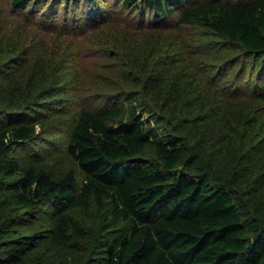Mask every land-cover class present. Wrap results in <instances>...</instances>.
<instances>
[{
	"label": "trees",
	"instance_id": "16d2710c",
	"mask_svg": "<svg viewBox=\"0 0 264 264\" xmlns=\"http://www.w3.org/2000/svg\"><path fill=\"white\" fill-rule=\"evenodd\" d=\"M108 1L0 6V264H264V0H116L160 31L140 24L146 43L111 48ZM61 7L67 24L42 29L94 37L114 59L96 92L75 54L33 28ZM185 27L240 47L239 80L214 68L202 84L181 31L155 41ZM66 116L74 163L54 173L32 143Z\"/></svg>",
	"mask_w": 264,
	"mask_h": 264
},
{
	"label": "rangeland",
	"instance_id": "374dc122",
	"mask_svg": "<svg viewBox=\"0 0 264 264\" xmlns=\"http://www.w3.org/2000/svg\"><path fill=\"white\" fill-rule=\"evenodd\" d=\"M108 2L110 3V7H108L106 11L103 12V14H109L108 20L112 21L111 26H114L115 28H113V30L107 28L104 34L101 35L106 46L108 48H111L110 46H112V43L116 40V36L118 41H122V38L128 37L129 41L132 42L133 45H139L141 44V42L146 43L147 36L144 34V32L148 29L157 28L151 27V23H149L151 19L144 21L143 18H141L136 13V11H130L126 13L121 12L124 10V7L121 6V3L117 7H114L117 2L116 0H109ZM0 6H6L8 8V12L11 13L9 0H0ZM85 8L86 6H81L82 10ZM14 15H16V13ZM29 15L31 16V18H34L31 13H29ZM37 16L39 17V15ZM62 16H64L63 7H61L59 16L52 25H49V23L45 24L44 20H42L44 23H42L41 21L40 23L36 22V20L33 19L32 23H37V25H39V28H36V26L34 25L33 28L39 33H46L41 35L48 36L47 38L50 41V46L59 50V52L57 53L64 52V50H69L70 53L75 54L81 66V75L77 77L80 78L79 82H82L84 87H91V90L93 92H96V89L99 88V86H97L98 83L100 82L101 84H103L104 81V79H102L101 77L98 78L100 63L108 64L114 59L108 60L107 54H104L102 57H100L99 53L94 52V43L91 46V41L94 39V37L93 39L92 37H89L87 40L81 38L78 40V38H75V34L73 33L72 36L67 37L62 36L59 33L47 32L48 30L42 29L41 25L48 29L54 30L55 32H59L57 28L61 30V26L67 24L66 21H61L60 18H63ZM68 22L71 27L76 24L74 23L73 18H70V21L68 20ZM165 22V20H162V23ZM140 24H142L143 26H147L148 29L142 27ZM158 26L162 27L160 25ZM157 29V31L159 32V28ZM162 31L163 33L159 34L155 38V41L166 40V38L175 37L178 32L181 31L182 34L187 38L188 42L192 44L193 52L187 54L186 60L190 63L191 67L189 69L191 70H194L193 67H196L197 64L200 66V72L195 73H197L198 76H203L201 80L202 84L206 83L205 81L209 77H211V75H213L214 68H219L223 72H225L228 76V80H232V85L237 80H239L240 75H237V73L239 72V68L241 67V64L245 58V54L241 51L240 47L236 46L235 44H228L224 42L221 37H219L212 31H202L198 30V28L185 27V29L182 28L181 30H178L177 28H169L166 30L162 29ZM194 32H196L198 36L195 37ZM99 34V32L96 34V38L99 36ZM192 38H199V40H202V47L198 48ZM79 49H81L82 53H80ZM63 57L65 58L66 54H64ZM232 57H234V59L231 60L230 67L227 68L226 64ZM116 64H118V62H116ZM116 64L111 69V72H113L114 70L119 71L121 69V67H117ZM202 65H205V68ZM208 70H211V73L208 72ZM74 71H72L70 75V78L73 82L74 79H76V73ZM247 74L251 76V73ZM253 80L255 81L257 80V78L254 76ZM197 83L198 81H195L193 84ZM201 83H199V86ZM245 85H247L246 82ZM98 94L99 93H96V96ZM93 96H95V93L93 94ZM84 101L88 100L85 99ZM150 106L152 107L153 104H151ZM152 112L154 113V110H152ZM148 114L146 115V118L150 116ZM69 121L70 118L66 116L65 121L63 120L61 124H57L56 127L48 128L47 131H41L40 129L39 132L41 133V135L36 139V141L32 143V148H34L36 151H41L44 154L43 156L46 157L45 161L50 165V169L54 173H59L62 170L66 169L68 166L73 165L74 163L72 156L68 154L66 150L69 131L72 127V124L69 125ZM78 171L79 177L82 178L83 173L79 167Z\"/></svg>",
	"mask_w": 264,
	"mask_h": 264
}]
</instances>
